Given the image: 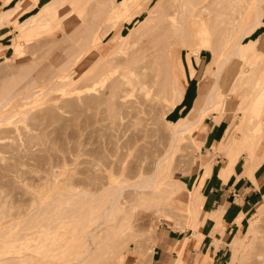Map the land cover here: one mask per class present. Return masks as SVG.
I'll list each match as a JSON object with an SVG mask.
<instances>
[{
    "label": "rangeland",
    "instance_id": "obj_1",
    "mask_svg": "<svg viewBox=\"0 0 264 264\" xmlns=\"http://www.w3.org/2000/svg\"><path fill=\"white\" fill-rule=\"evenodd\" d=\"M4 1L5 0L0 1V4L2 3L0 5V11L6 7L4 6ZM87 1L88 0H78L76 4H72V8L75 6L78 7V9L73 8V10L69 12V15L67 14L63 19L60 18L61 20L59 19V12H57L55 15L52 14L45 16L49 19L45 21L44 24L37 26L36 29L38 30H34L31 34L26 33L25 36L22 37H19L17 34L20 32V29L17 28V24L26 20L30 16L37 14L40 11V7L45 2H47V0H32V2L30 0L10 1V7L14 5L17 6L16 14L15 16L11 17L10 20H5L2 22V25L0 24V75H2L0 76V85H2L0 86V99L5 96V92L9 91V88L13 87V85L18 86L23 83V77L26 78V75L24 74H29V76H31L30 74L35 72L32 69L33 65L36 67L39 63L44 64L48 61L49 66L44 64L46 68L43 67L44 69H40L41 66L38 65L39 67H36V70L37 68L39 69L37 72L48 68L53 69L52 65L54 67H57L56 64L64 65V62H66L67 59V56L65 55L66 49L64 46L66 47L70 41L75 39L78 40L79 35L81 37V33L78 30H82L81 27L85 25L80 27V23L85 24V17L92 18V16L96 15V9L92 10V8H96L99 3H102L105 0H92L93 5L95 6L92 5L93 7L90 9L89 3H87ZM139 1L141 3H139ZM156 1L157 0H134L129 6L127 12H122V14L120 13L118 16L108 19H99L97 15V18L93 17L96 21L94 23L97 25L99 24L98 28L97 25L92 27V22H90V24L88 23L91 26L88 28H92L93 30L87 29V31H93L90 33L88 32V34H91L90 36L93 40L89 42L86 49H81L74 53V65L70 64L69 69L62 73L64 78L69 80L73 76L74 70L79 69V72L83 74V78L81 80V74H79L80 77L78 76L76 78H80V82H78L79 80L75 81V83L78 82V85L76 83L75 86H80V88L72 90L70 93H65V90L70 87V83H67L64 85H59L54 89L44 92L43 94L38 92L37 96L33 95L29 98L22 99V101H26V103L19 106V108L26 109L28 113L24 114V116L23 114L17 117L12 116L11 119H13V121L15 120L12 123H0L2 128L4 125H12L14 128V131H8L10 135V132L13 131L12 134L14 135V138L11 139L13 135L10 136L8 132H6L8 135L6 134L7 137H5L3 141L5 139H7V141L11 139V141H9L11 142L9 147H12L11 144H13V146L15 145L14 148L16 151V156H12L15 154V151L11 150L13 147H10L9 149L8 146L6 147V145H0L8 148L14 153H11L10 151L7 152L8 149L6 148L0 147V149H4L3 151L6 149V152L10 153L9 155L13 157V159L17 158V162H15L16 159L14 160L15 164L17 163L15 165L14 162H12V158H9L10 156L7 157V153L0 150V153L5 154L7 157H2V159L7 160L9 158L12 160H10V162L13 163H7L9 159L7 162L6 160H2V162H0L3 163V169H0V176L2 177L3 175H6V177L3 176L2 179L0 178V182L3 179H5L3 181H6V179L9 181H2L0 183V260L2 261L0 264H74V261H76V264H78V262L80 264H89L88 261L93 263L94 260L99 256H101L99 257L100 260L97 259L98 261L96 260L95 264H150L149 258L151 256V252L153 251L154 246L157 244V238L159 234L163 233L164 231L166 235L168 232H170L171 235H174V237L177 235L176 239L178 240L184 237L185 239L183 243H191L185 245V247L182 249H174L173 253L169 254L170 264L176 259H182L184 264H194L196 259L198 260L199 258L201 259L199 262H197V264H207L208 256H202L200 250H196V244H192L193 242H199L198 239L200 238V235L195 232V229L198 231V227L195 226L194 223L195 219H197V215L192 213L190 206L189 208L186 207L185 202L174 204L169 202L166 203V201H164V204L161 205L162 201H159L158 204L155 202L157 207L154 203V206H151V204L149 206L141 207L139 211L142 219L140 227H142V223L146 224L150 219H153L156 224V230L154 233L156 241L151 252H149L148 248H150L152 240L148 239L149 236L145 234L144 231L138 232L134 237H130L128 239V243L126 242L123 245H117L116 247L113 246L111 249H107V246L111 244V240L113 241L116 239V237H114L110 231L102 232V230H100L97 232L95 241L92 242V240H90L91 228H93L96 223L101 221L102 218L100 217V214L94 209L91 212V203H93L95 197L91 199V193L89 192L96 189H99L100 191L101 188H105L107 184H104L103 182H106L107 178L109 177H115L119 179L123 176H126V183H130L141 181L142 179L149 178L152 175L153 162L165 153L168 145L170 144L169 139L171 138V135L169 134H171L170 132L173 129V126L170 125L168 121H176L177 118L185 112L187 106H189L192 100L195 98L200 77L203 73V70L206 68V63L211 58V52L209 50H201L200 58L196 59L194 55V52L197 48L196 41L194 44L186 43L181 47L178 45L170 46L169 50L172 53H182V56H176L174 58L175 65L173 68V72L175 73L177 81L176 85L181 90L183 95L182 100H178L175 86L172 85L169 86V88H166L164 91L158 92V97L155 104L143 100L140 96L135 98L132 93L125 92V97L123 99H126L127 102L125 101L126 103H123L126 106V111L129 112H127V114L125 113V110L124 112H121L122 114H126L125 118H123L121 113H119L117 118L113 120L115 121L114 126L113 122L111 121L112 117L109 116L108 118L106 115L107 119H103L105 113L101 112L99 115L98 113H100V111L98 113L95 112V107H91V104L87 107L84 106L85 109L87 108V111H84L85 109L83 110L82 107L79 108V106L83 104L80 100V103L77 101L78 104H80L79 106L78 104L75 106L64 105L62 102L63 99H70L76 95L84 94L85 91L95 92L96 88H104L102 86L105 84H102L101 81L99 82L92 80L91 78L90 74H92L97 69H108L109 71L112 70L114 75L116 72L119 73L117 69L121 70L120 68L123 66L122 62L119 61L121 59L120 56H122L124 51L130 47L133 42L131 40L134 38L131 37L130 39V36H128L129 30L131 29L130 27H135L137 22L144 18L147 10L152 8ZM263 3L264 0L262 1V6ZM83 5L87 6L88 10H86V7ZM134 5L136 8L133 7ZM135 10H140V15H138L136 19L132 18L130 21H128L132 15V12ZM93 11L95 12L93 13ZM254 14L255 11L249 9L248 14L245 17V21L241 26V30L246 25V23L254 17ZM81 15L84 17V22H80ZM56 17V20L59 19L60 22L57 21V23L55 21L56 23H51L50 25V22H53ZM90 20L93 19H87V21ZM62 22L63 25L60 26V23ZM70 22L74 23L75 26L70 24ZM106 23L111 24V31L106 35H101L100 26ZM58 24L60 28L58 27ZM65 24L67 27H64L66 26ZM76 24H79L80 28L76 27ZM88 24L86 25L88 26ZM57 27L59 29L63 28V35L62 31H60ZM71 27L74 29L73 31ZM86 27H83V29H86ZM68 29L71 30L70 33H72V35L69 32V35H67L66 32ZM75 29H77V31H75ZM74 32H76L77 35ZM140 32L141 31L137 33L134 32L130 35H136L137 37ZM65 33L69 38H74L70 40L64 35ZM117 34H121L123 36L127 35V38L122 41L120 38H116ZM61 35L64 37V39H68L65 40L64 43L61 41V44L63 45L62 48H60V46H62L60 45V40L63 38ZM58 37H60V40ZM94 37L96 40H94ZM214 37L215 35H210V39H213ZM251 39L253 42L252 45H249V40ZM26 40L27 44L24 45L25 47H28L30 44L28 42H31L29 46H34V42H37L39 46L37 44L36 45L39 48L41 44L40 41L43 40L42 42H46L42 43L44 46L41 44L42 46L40 47L39 52L38 48L33 49V47H28L30 48L29 50L36 49L35 51L38 52H32V50L30 52L28 50V52L31 54L30 56L27 50L25 52V48L23 49L22 47ZM56 41L57 44H55ZM244 41H247L246 47L248 51L246 54H250L249 57H252L258 50L262 51L259 65L260 68L264 69V26L262 27L261 32L259 30H253L250 32L245 37ZM17 43L20 45L17 46ZM74 45H85V43L75 42ZM120 45L123 48V51L121 50ZM89 46H91V50L89 49ZM42 47H44V50H42ZM53 47L56 48V52H59L57 49L62 50L64 48L60 53L57 52V55H60L58 58L54 55L53 56L55 58L52 56V54H56L52 52ZM42 51L45 52V55ZM186 51H190V54ZM35 53L38 55L34 57L33 55ZM39 53H41L40 56L43 55V61H41L42 57L39 58ZM116 53L117 55L119 53V56H113V54ZM32 56L33 60L38 59L41 62L37 61L39 62L37 63L35 61L37 64L36 65L32 61V65V62L29 63L31 60L30 57ZM112 58L114 60H111ZM51 59L54 62L51 61ZM55 59L63 60H59L60 62H58ZM101 59L106 62L104 65H101ZM25 60L28 61L26 64H31L32 66L30 67L26 64L24 66V63L22 65L21 62H25ZM10 61H13L14 63L12 64ZM170 61L173 63L171 58ZM185 61H188L189 67L185 66ZM235 61L240 62L241 60L240 58H236ZM111 62H113L114 65L117 64L118 68H116L117 66L115 67L113 64H110ZM232 62H234V60ZM17 63L21 65H18ZM91 64L93 65L91 66ZM118 64L121 65L120 68ZM21 66L22 69L23 66L24 68L27 66L28 70L30 67L32 72L30 73V69L29 72L25 71L24 73V69L21 71ZM3 67L9 68V75L7 74L9 77L6 74L4 75L7 69L4 70L2 69ZM27 67L25 69H27ZM193 68V72L195 73L189 76ZM241 68H243L242 65L240 66V69ZM87 72L88 76L85 75ZM33 74L34 73H32V75ZM3 75L7 77L4 79ZM41 83L43 82H40V84ZM56 83L57 82H54V84ZM39 88L40 86L38 85L32 89L38 90ZM60 97L64 98L60 99ZM128 101L135 103L132 104L131 102L134 108L132 105L130 106ZM47 103L55 104L49 105L53 107L52 110L54 114H47V109L45 106ZM56 106L59 108H54ZM129 107H132V109H129ZM169 107L170 109L168 110ZM60 110H63V112ZM61 113H64L65 117L62 116L64 121L62 120L63 122L61 121V123H59L58 121L61 119ZM233 114H236V112ZM213 115V113H209L206 117H204V120L199 124L198 129L196 128L193 131H190V133H187L188 135L183 136L181 134L178 137L179 147L170 153L168 158V168L158 169L156 175H154L151 185L147 187V190L157 188V184L162 181V175H165L166 173H168L170 177H176L183 180L186 184V187L191 189L194 179L198 177V170H204V167H207L210 164V168L213 167L217 169L219 162L225 158L223 157L225 154V149L221 142V138L223 137L225 129L228 126L229 118L227 120L223 119V116L219 114H216V116ZM106 117L104 116V118ZM108 119L111 121V123ZM17 125L20 127L19 129ZM208 125L215 126V130L212 131V133L214 132L217 134V136L209 137V141L205 144V147H203L201 152V149L197 148V145L202 140V136L210 130L207 128ZM112 126L115 128H111ZM170 126H172L171 129ZM59 127L60 130L58 129ZM116 128H118V130ZM117 131H120L121 135ZM113 132H117L116 135L119 136H116ZM32 135L35 136V139L30 140L32 139L31 137H33ZM26 139H28V143L30 142L28 145H26L28 146V149L27 147L25 148V142L27 143ZM14 140L15 142H13ZM232 140V146H238L241 143V136L237 134L232 138ZM7 141L5 140L4 142L6 143ZM9 142L6 144H9ZM243 149L245 151V148L241 145L239 154H245L244 156L251 158L247 150L243 152ZM34 154L36 159L34 158ZM240 155L239 157H241ZM37 158H41L40 161ZM118 158L120 161L117 160ZM41 160L43 164H40ZM3 161L8 165L5 163V166ZM115 163L117 164L115 165ZM199 165L200 167L196 171V168ZM2 166L0 168H2ZM9 166H11V168H9ZM66 183L69 185H66ZM63 186L65 188H62ZM73 186L77 187L75 188ZM178 187L179 190L183 192V188L177 185V188ZM84 191H88V194H82ZM70 194L73 196V199L71 198ZM68 195L70 197H66ZM81 195H83V197H81ZM84 195H87L85 197L88 199H85ZM102 196L103 193L99 197ZM62 198L65 200L61 201L60 199ZM35 199L36 201H34ZM75 199L77 200L76 203ZM70 200L74 201L69 202ZM130 202L138 204L139 197L134 196ZM31 203L33 204L31 205ZM47 203L51 204L46 206ZM127 204V202H124V205ZM33 211H35L34 214ZM194 216H196L195 219H193ZM253 219L256 220V223H260L259 225L257 224L261 230L258 233L259 236L256 237L252 243H249L248 246L246 245L247 247L245 246L242 250L237 252L235 261L232 262L233 264H264V243H262L259 238L264 232L263 196L261 197L257 210L252 216L249 217L237 238L242 236L248 222ZM107 236L108 238L104 239ZM101 243H103L106 247L103 244L101 246ZM175 243L180 244L178 241H175ZM91 244L93 248L92 255H94H91L90 257V255H88L90 254L88 251L91 252ZM177 244L175 246L179 247ZM98 245L100 247H98ZM84 252H88L86 260H84L85 257L84 259L81 258L83 257L82 255L85 254ZM223 253H225L224 258L227 261V259H229L231 256L229 244L225 245ZM80 258L82 261L86 262L83 263ZM219 261L220 260L218 259V261H215L213 264H219Z\"/></svg>",
    "mask_w": 264,
    "mask_h": 264
},
{
    "label": "bare ground",
    "instance_id": "obj_2",
    "mask_svg": "<svg viewBox=\"0 0 264 264\" xmlns=\"http://www.w3.org/2000/svg\"><path fill=\"white\" fill-rule=\"evenodd\" d=\"M10 1H12V0H5L4 6H6V7L0 11V24L1 25H2V22H4L5 20L6 21L10 20L11 17L15 16V14H16V7L17 6L14 5V6L10 7L9 6ZM18 1H20V0H18ZM30 1L32 2V0H30ZM34 1H37V0H34ZM77 1L78 0H47V2H45L40 7V9H39L40 11L37 14H34V15L30 16L29 18H27L26 20L17 24V28L20 29V32L17 33L18 36L22 37V36H25L26 33L31 34L34 30H38V29H36V27L44 24L45 21H47L49 19L48 17H45V16L52 15V14L55 15V14H57V12H59L60 13L59 19L60 18L63 19L67 14L69 15V12L71 10H73V8L78 9V7H75V6L73 8L71 7V6H73L72 4H74V3L76 4ZM89 1L90 0H88L87 3H89V9H90L91 7H93L95 5H93L92 0L90 2ZM133 1L134 0H107V1L105 0L102 3H99L98 6H96V8L93 7L92 10L96 9V12L93 11V13L95 12V14L97 15V17H99V19L100 18L108 19V18H111L114 16H118L120 13L122 14V12H125V11L127 12L129 6L131 5V3ZM262 1L263 0H157L156 3L152 6V8L147 10L144 18L139 20L135 27H133V28L130 27L131 28L130 30L128 29L129 30L128 36H130V39H131V37H134V38H133V40H131L133 42L130 45V47H128V49L126 51H124L123 55L121 54L122 56H120L121 59L119 61L122 62L123 66H122V68H120L121 65L118 64L119 68L121 69V70L117 69L119 73L116 72L114 75L112 70L109 71L108 69L107 70L97 69L92 74H90L91 78H92V80L99 81V82L101 81L102 84H105L102 86L104 88L98 89L95 87L96 88L95 92L85 91L84 94L76 95L70 99H63L64 97L63 98L60 97V99H63V101L62 100H60V101H62L64 105L75 106L78 104L79 100L82 101L81 103H83V104L82 105L78 104V106L80 105L79 108L82 107L83 110L85 109L84 106L87 107L88 105L91 104V107L92 106L95 107V112L98 113L100 111V113H98L99 115L102 112V113H105L104 114L105 117H106V115L108 116V118H109V116L112 117L111 121L113 122V126H114L115 121H113V120H115V118H117L119 113L124 112V110H125L126 114H127V112H129V111H126L127 109H126V106L124 104L127 102L126 99L125 100L123 99L125 97V92L132 93L135 96V98H138L140 96L143 100L149 101L150 103L155 104L156 99L158 97L157 96L158 92L164 91L166 88H169V86L172 85V86H175L178 100L179 99L182 100L183 95H182L181 90L176 85V83H177L176 76H175V73L173 72L174 71L173 68L175 65L174 64V58L176 56H179V57L182 56V53H179V52H173L172 53L169 50L170 46L178 45L181 47V46L185 45L186 43L194 44L196 41V45H197L196 47L197 48L194 52L196 59L200 58V51L201 50H209L211 52V58L206 63V68H205V70H203V73L200 77L199 85L197 88V94H196L195 98L192 100L190 105L187 106L185 112L181 116H179L176 121L171 122L172 121L171 119H170L171 121H168V123L173 126V129L171 130V132L169 131L171 133V134H169V135H171L170 136L171 138L169 139L170 144L168 145V148L165 151V153L153 162V167H152L153 173H152V175L149 178L142 179L141 181H135V182H130V183H126V180H127L126 176H123L119 179H117L115 177H109V178H107L106 182L105 181L103 182L104 184H107V186L105 188H103V189L101 188L102 190L100 189V191H99V189H96V190L89 192V193H91V199L93 197H95L93 203H91V212L94 209L97 213L100 214V217L102 218L101 221L96 223L93 226V228H91V234L90 233L89 234L91 235L90 240H92V242L95 241L98 231H100V230H102V232L110 231L112 233V235L114 237H116V239H114L113 241L111 240V242H110L111 244L107 246V249H109V248L111 249L113 246L116 247L117 245H123L126 242L128 243V239L130 237H134L138 232L144 231V233L149 236L148 237L146 235L148 237V239L152 240L151 246H150V248H148L149 252L152 251V248H153L155 241H156V237L154 235L155 230H156V224H155L153 219H150L147 223L144 222L146 224L142 223V227H140V223H141L142 219H141V214L139 211H140L141 207L142 206H149L151 204H152L151 206H154V204H155V206L157 207V204L159 201L163 202V203L161 202V205H163L164 201H166V203L169 202V203H174V204L180 203V202L181 203L185 202L186 207L189 208L192 189L187 188L186 184L183 180L176 178V177H170L168 175V173H166L165 175L164 174L162 175V178H161L162 181L157 184V188L147 190V187H149L151 185L152 180L154 178V175H156L159 168H168V165H169L168 158L170 156V153H172L174 150H176L179 147L178 137L181 134L183 136L188 135L187 133H190V131H193L196 128L198 129L199 124L204 120V117H206L209 113H213L214 114L213 116H216V114H219V115L223 116V119L228 120V118H229L228 126L225 129L223 137L221 138V142H222L225 150L228 147L229 143L231 142L232 138L235 135L239 134L241 136V143H242L241 145L245 148V151L247 150V152L249 153L251 158L254 156L256 149L259 147L262 139L264 138V69L260 68V65H259V61L261 59L262 51L258 50L252 57H249L250 54L249 55L246 54V52L248 51V49L246 47L247 41L245 42L244 39L250 32H252L254 30V28L257 25L261 24L262 15H263V8L261 7ZM97 2H99V1H97ZM139 3H141V2L139 1ZM80 7H81V5H80ZM84 7H86V10H88L87 6H84ZM133 7L136 8L135 5ZM249 9H251L252 11L253 10L255 11L254 17L251 20H249L241 30V26L243 25V23L245 21V17L247 16ZM87 12H89V11H87ZM139 13H140V10H135L134 12H132V15L130 16L128 21H130L132 18L136 19V17L138 15H140ZM88 15H86V16H88ZM96 15L92 16V18H86L85 17L86 22H85V24L80 23V27L83 25H85L83 27H86L87 26L86 24H88V23L90 24V22L93 23V24L91 23L92 27L94 25H97L96 23H94V22H96L95 18H97ZM81 16H80V19H81L80 22H82L84 20L83 19L84 17L83 16L81 17ZM93 17H95V18H93ZM56 19H57V17L53 20V22L52 21L50 22V25H51V23H56L57 21L60 22V20H61V19L60 20L59 19L56 20ZM87 19L88 20L93 19L94 21L93 20L87 21ZM121 20H122V18H121ZM97 21H98V19H97ZM7 23H9V22H7ZM76 23H78V22H76ZM70 24L74 25V23H71V22H70ZM89 24L86 27V29L85 28L83 29V27H81L82 30L81 29L78 30L81 33V37L79 35L78 40L75 39L73 41H70L66 47L64 46V48L66 49L65 55L67 56V59H66V62H64V65L63 64L58 65L55 62L57 67H54L52 65L53 69L48 68L49 65H48V61H47V62H45V63L43 62V63L45 65L46 64L48 65L47 66L48 69L40 70V72L39 71L37 72V70H39L38 68L36 70V67L38 65L41 66L40 69L41 68L44 69L43 67H45L44 64L39 63V62L43 61L42 59H44L42 57L43 55L40 56V54L44 51L39 53V58L42 57L41 61H39L37 58H34L37 60H33V56L35 57L38 55L36 53H38L40 51L39 49L43 45L42 43H44L46 41H44V42H42L43 40L40 41L42 45L40 44L39 48H38L39 45L37 42H34L35 43L34 46H36V47H34L33 45L29 46L31 44V42H28V43H30L28 45V47H33V49L38 48V52L35 51L36 49L35 50L31 49L32 52L35 51L36 53L32 57H30V59H31L30 61L28 58V61H29V63L33 61L34 64H36V62L39 61V62H37L39 64L38 65L36 64L37 66L35 65L36 67H34L33 62H32L33 66L31 64H26L28 62L27 60H25V62H23V61L21 62L22 65L24 63V66H25V64L30 66V67L32 66V69L35 72H32V69L29 67V70L31 69L30 73L32 72L34 74L32 75V73H31L30 74L31 76H29V74L28 75L24 74V75H26V78L23 77L24 78L22 80L23 83L18 85V86L13 85V87L9 88V91L5 92L6 93L5 96H3L0 99V123L1 122L12 123L15 121V120L13 121V119H11L12 116L17 117V116H21L22 114L24 116V114L28 113V111L26 109H20L19 108V106L26 103V101H22V99L29 98L33 95L37 96L38 92L43 94L44 92H47L51 89H54L59 85H64L67 83H70V87H68L67 90H65V93H70V91L80 88V86H78V87L75 86L76 83L78 85V82H80V78H78V79L76 78L79 76V74H81L79 72L80 71L79 69L74 70V74L69 80L64 78V75H62V73L69 69L70 64L74 65L73 64L75 61V59H74L75 54L74 53L81 50V49H86L88 47L87 45L89 44V42L91 40H93V39H91V36H90L91 34H88L89 31H87V29L93 30L92 28L89 29L91 27ZM1 25H0V27H1ZM62 25H63V22L60 23V26H62ZM60 26L58 24L59 28H60ZM64 27H67V25ZM76 27H79V24L78 25L76 24ZM97 27L99 28V24L97 25ZM61 29H59V30L62 31V35H63V28H61ZM73 30L74 29L72 28V31ZM75 31H77V29H75ZM110 31H111V24L106 23V24H103L102 26H100L101 35H106ZM139 31H141V32L138 34L137 37H136V35L135 36L130 35L134 32L137 33ZM68 32L70 33L71 30L68 29V31L66 32L67 35H69ZM90 32H93V31H90ZM66 33L64 34L65 36H67ZM74 33H76V32H74ZM70 34L72 35V33H70ZM84 34H87V35H84ZM211 34L215 35V37L213 39H210ZM62 35H61V37H63ZM76 35H77V33H76ZM97 36H96V38H97ZM236 36H237V38H236ZM67 38H69V37L67 36ZM67 38L64 39V37H63V38H61L62 40H60V37H58V39L60 40V45H62L61 43L62 42L64 43L65 40H68ZM73 38H69V39L71 40ZM76 38H77V36H76ZM96 38L94 37V40H96ZM116 38H120L122 41H124L127 38V35L123 36L121 34H117ZM59 40H58V43H59ZM212 41H213V43H212ZM75 42L76 43L82 42V43H85V45H74ZM252 42H253L252 39L249 40V45H252ZM10 44H11V42H10ZM25 44H27V40H26V42H24L22 47H23V49L25 48V52H26V50L28 52V50L30 48L25 47L24 46ZM55 44H57V41ZM19 45L20 44L17 43V46H19ZM118 46H119V44H118ZM62 47H63V45L60 46V48H62ZM120 47H121V45H120ZM42 48H43L42 50H44V47H42ZM90 48H91V46H89V49ZM55 49L56 48L53 47L52 52H54L56 54H52V53L51 54H52V56L54 55L55 57L58 58V56H60V55L59 54L57 55L58 51L56 52ZM31 50H29V51L31 52ZM57 50H59L58 53H60L62 51L60 49H57ZM121 50L123 51L122 47H121ZM30 52H28V53L30 54ZM186 52H188L190 54V51H186ZM119 53H118V55H117V53L113 54V56L117 57V56H119ZM43 54L45 55V52ZM30 56H31V54H30ZM45 58H47V57H45ZM170 58L173 60V63H171ZM236 58H240L241 61L236 62L235 61ZM63 59H61V60L59 59V60L62 61ZM46 60H48V59H46ZM46 60H44V61H46ZM59 60H56V61L60 62ZM111 60H114V59L112 58ZM117 60H118V58H117ZM233 60H234V62H232ZM13 61H10V63L13 64L14 63ZM51 61H53V60L51 59ZM97 61H99V60H97ZM97 61H96V65H97ZM100 61H102L101 65H104L106 63L103 59H101ZM185 62H186L185 66L189 67L188 61H185ZM94 63H95V61H94ZM17 64L21 65L19 63H17ZM110 64H113V62H111ZM6 65H7V63H6ZM92 65L93 64H91V66ZM241 65L243 68L240 69ZM24 66H23L24 73H25V71L29 72L28 67L26 66L27 69H25L26 67L24 68ZM114 66L116 67L117 64ZM76 67H78V66H76ZM95 68H96V66H95ZM110 68H111V66H110ZM116 68H118V66ZM2 69H4V70L7 69L6 70L7 73L5 72L4 75L5 74L7 75L9 73L8 67H5V68L3 67ZM23 69L21 66V71H23ZM117 70H115V71H117ZM193 70H194V68L191 70V73L189 76H191L193 73H195V72H193ZM90 72H92V71H90ZM4 75H3V78L5 79L9 74L6 77ZM82 75L83 74L80 75L81 80L83 78ZM85 75L88 76V72ZM0 76H2V75H0ZM77 80H79V81L75 83V81H77ZM5 82H6V80H5ZM40 82H43V83L40 84ZM54 82H57V83L54 84ZM90 83H91V81H90ZM38 85L40 86V88L38 90L32 89ZM0 86H2V85H0ZM150 93H151V96H150ZM35 96H34V98H35ZM71 96H68V97H71ZM128 102L130 103V106L132 104H135L132 101H131L132 104L130 101H128ZM47 104L45 105L46 109H47V114H49V115H52V113L54 114V112L52 110L53 107L49 106L51 103L50 104L47 103ZM51 105H55V104H51ZM173 105H171V106H173ZM124 106H125V108L123 109ZM132 107H133V105H132ZM132 107H129V109L130 108L132 109ZM54 108H59V107L56 106ZM86 109L84 111H87ZM169 109H170V107L168 108V110ZM60 111L63 112V110H60ZM234 112H236V114H233ZM62 114H64V113H61V119H60V121H58L59 123H61L62 120L64 121V119H62V116L65 117V114L64 115H62ZM126 114L121 113V116H123V118H125ZM104 116H103V119H107V117L104 118ZM100 118H101V116H100ZM111 121H110V123H111ZM65 123H67V122H65ZM11 126L12 125H7V126L4 125L3 128H2V126H0L1 127V129H0V145H4V146L6 145V147L8 146L9 149L11 147V146L9 147V145L11 143L9 141H11V139L14 138V135L12 134V132L14 131V128H13V126L12 127ZM113 126L111 128L114 129L115 127H113ZM172 126H170V129ZM19 128L20 127L18 126V129ZM56 129H57V127H56ZM58 129L60 130V127ZM116 129L118 130V128H116ZM116 129H115V131H116ZM11 130H13L12 132H10L11 135H13V137H11V139L9 141H7V139H5L7 142H9V144H6L7 142L5 143L4 142L5 140L3 141V139L5 137H7L6 132L11 131ZM117 132L120 133V131H117ZM117 132L116 133L113 132V133H115V135H116ZM183 133H185V134H183ZM8 134H9V132H8ZM120 135H121V133H120ZM116 136H119V135H116ZM31 138L32 139H30V140L35 139V136H33ZM15 140L13 142H15ZM27 140L28 139H26V141ZM41 141H42V139H41ZM29 143H28V141H27V143L25 142V148L27 147V149H28V146H26V145H28ZM11 145L13 147V148L11 147L12 148L11 150L15 151V148H14L15 145L14 146H13V144H11ZM4 146H0V147L6 148ZM8 148H6V149H8ZM197 148L201 149V147L198 145H197ZM6 149H5V151H3L4 149H0V150H2L3 152H6ZM9 149L7 150V152H9V151L11 152V150H9ZM210 149H212V148H210ZM28 151H30V150H28ZM245 151L243 149V152H245ZM29 153H31V152H29ZM33 153H32V156H33ZM9 154L10 153H7V155H8L7 157L10 156ZM35 154H37V153H35ZM35 154H34V158L36 159ZM12 156H14V157L16 156V151H15V154ZM2 157L5 158L6 157L5 154H1L0 162H2V160H4V159H2ZM25 157H26V155H25ZM9 158H12L13 161ZM9 158H8L9 160L7 159L8 162L5 159L7 163H9L10 160L12 162H14L15 159H16L15 162H17V158L13 159V157H11V156ZM41 158H37V159H39V161H40ZM117 160L120 161L119 158ZM39 161H38V163H39ZM6 162H4V165ZM15 162H14V164H15ZM115 162H116V160H115ZM7 163H6V165H8ZM0 164H1V166L3 165V163H0ZM10 164H13V163L10 162ZM40 164H43L42 160H41ZM116 164L117 163H115V165ZM199 167H200V165L196 168V171H197V169H199ZM210 167H211V164L208 165L207 167H204V173H203L204 176L208 173ZM9 168H11V166H9ZM0 169H3V166ZM12 171H13V168H12ZM114 171H115V169H114ZM13 173H14V171H13ZM3 176L2 177L0 176V178L2 179ZM4 177H6V175ZM3 180H5V179H3ZM7 180L8 179H6V181ZM6 181H3V182H6ZM7 182H9V181H7ZM67 184L68 183H66V185ZM70 185H71V183H70ZM177 185L183 188L182 189L183 192H181L179 190V187L177 188ZM73 187L76 188L77 186H73ZM62 188H65V187L63 186ZM78 192H81V191H78ZM102 193H103V196L99 197ZM33 194H35V193H33ZM82 194H88V191L87 192L84 191V192H82ZM133 195L139 197V203L138 204H134V203L130 202L132 200V198L134 197ZM70 196H71V194H70ZM70 196L68 195L66 197H70ZM85 196H87V195H84V197ZM262 196H263V200H264V193ZM81 197H83V195H81ZM71 198L73 199V196H71ZM75 198H76V195H75ZM86 198L87 197H85V199ZM66 199H68V198H66ZM85 199H84V201H85ZM60 200L63 201L65 199L62 198ZM78 200H79V198H78ZM34 201H36V199ZM72 201H74V200H70L69 202H72ZM76 201L77 200L75 199V203H76ZM124 202H127L128 204L124 205ZM32 204L33 203H31V205ZM50 204L51 203H47L46 206H48ZM68 206H69V204H68ZM62 207H64V206H62ZM66 208H67V205H66ZM35 211H36V209H35ZM35 211H33V214L35 213ZM87 211H88V209H87ZM195 218H196V216L193 217V219H195ZM194 223H195V226H197L196 219H195ZM257 224L258 223H256L255 219L250 220L248 222L246 228L244 229L242 236L240 238H236V236H235L233 238V240L229 243L231 256L229 258L228 263L234 262L237 252L242 250L246 245L248 246L249 243H252L255 240V238L259 236L258 233L261 230L259 229L258 225L260 223L258 225ZM195 232H198V231L195 229ZM107 238H108V236L105 237L104 239H107ZM259 238H260V241L262 243H264V232L260 235ZM217 241H219V240L217 239ZM217 241L215 242L216 247L219 246V242H217ZM102 244L103 243H101V246H102ZM98 247H100V246L98 245ZM249 248H250V246H249ZM92 250H93V248H92V244H91V252L87 250L90 254H88V252L87 253L84 252L85 254L83 253L84 255H82L83 257H81V258L84 259V257H85L84 260H86L87 254L90 255V257H91ZM99 250H100V248H99ZM26 257H27V255H26ZM99 257H101V256H99ZM99 257L96 259L93 257L95 259L94 262L90 263V261H88V263L89 264H95L96 260L99 259ZM81 258H80V260H81ZM1 262L2 261L0 260V263ZM75 262L76 261H74L73 263L76 264ZM82 262L85 263L86 261H82ZM78 264H80V263L78 262ZM173 264H182V262L180 259H176V260H174Z\"/></svg>",
    "mask_w": 264,
    "mask_h": 264
},
{
    "label": "crops",
    "instance_id": "obj_3",
    "mask_svg": "<svg viewBox=\"0 0 264 264\" xmlns=\"http://www.w3.org/2000/svg\"><path fill=\"white\" fill-rule=\"evenodd\" d=\"M262 8L261 24L254 31L261 32L264 26V3ZM207 128L210 130L202 136L198 144L201 146V152L209 137L217 136L212 133L215 130L214 125H208ZM233 140L226 148L225 158L219 162L217 169L210 168L205 176L204 170H198V177L194 179L191 188L190 209L197 215V233L200 235L199 242L192 244H196V250L199 249L202 256H208L207 264H213L218 259L219 264H233L224 258V247L235 236H239L244 224L257 210L264 193V138L252 158H247L245 154L240 155L241 143L232 146ZM176 237L170 232L166 235L165 231L159 234L149 258L150 264H170L169 254L173 253L174 249H182L191 244L183 243L184 237L179 240ZM215 240L219 242L217 248ZM176 244L179 247L175 246ZM200 259H196L194 264ZM180 260L184 264L183 260Z\"/></svg>",
    "mask_w": 264,
    "mask_h": 264
}]
</instances>
